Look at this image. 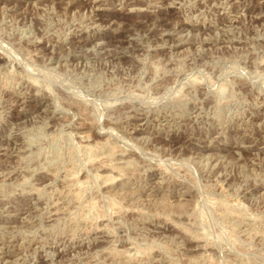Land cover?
Segmentation results:
<instances>
[{
	"label": "rangeland",
	"instance_id": "obj_1",
	"mask_svg": "<svg viewBox=\"0 0 264 264\" xmlns=\"http://www.w3.org/2000/svg\"><path fill=\"white\" fill-rule=\"evenodd\" d=\"M0 264H264V0H0Z\"/></svg>",
	"mask_w": 264,
	"mask_h": 264
},
{
	"label": "bare ground",
	"instance_id": "obj_2",
	"mask_svg": "<svg viewBox=\"0 0 264 264\" xmlns=\"http://www.w3.org/2000/svg\"><path fill=\"white\" fill-rule=\"evenodd\" d=\"M35 84V83H34ZM81 127V126H80ZM88 147V146H87ZM113 151V150H112ZM95 160V159H94ZM241 203V202H240ZM111 205V204H110ZM112 207H113V204H112ZM110 211V210H109ZM170 216V215H169ZM105 217V216H104ZM98 231V230H97ZM131 255V254H130Z\"/></svg>",
	"mask_w": 264,
	"mask_h": 264
}]
</instances>
